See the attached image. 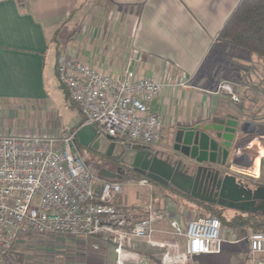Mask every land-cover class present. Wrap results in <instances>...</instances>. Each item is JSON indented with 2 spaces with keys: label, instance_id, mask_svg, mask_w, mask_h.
<instances>
[{
  "label": "crops",
  "instance_id": "1",
  "mask_svg": "<svg viewBox=\"0 0 264 264\" xmlns=\"http://www.w3.org/2000/svg\"><path fill=\"white\" fill-rule=\"evenodd\" d=\"M240 1H0V129L13 134L12 122L5 119L47 97L49 87L58 81L57 57L68 54L100 73L118 77L132 70L136 75L163 84L159 95L150 102V109L163 120L159 143L149 146L159 156L176 145L178 128L203 127L228 114L236 116L248 131L241 135L252 141L232 152L237 164L231 168L241 171L243 178L252 184L264 187L263 128L253 125H264V101L259 107L247 99L238 108H223L221 98L215 100L216 92L202 81V77L209 78L215 70L225 75L221 67L228 45L218 40L217 35ZM218 64L220 67L215 68ZM225 78L221 76L220 80L224 82ZM231 88L237 97L241 90ZM147 183L148 201L141 203L136 197L131 202L122 195L118 206L138 217L149 202L154 208L164 210L167 217L158 225L159 231L155 233L158 239L169 238L166 233L169 218L185 226L190 219L201 217L206 205L218 209L227 220L241 215L262 223L255 228L247 223L222 226L221 251L193 255L187 264H252L246 236L252 230H264L263 207L256 212L237 211L183 192L184 195H172L166 189L170 185ZM143 245L138 243L134 252L144 253ZM255 258L264 260V253L256 254ZM114 259L111 246L102 243L99 250L86 253L79 264H114Z\"/></svg>",
  "mask_w": 264,
  "mask_h": 264
},
{
  "label": "built area",
  "instance_id": "2",
  "mask_svg": "<svg viewBox=\"0 0 264 264\" xmlns=\"http://www.w3.org/2000/svg\"><path fill=\"white\" fill-rule=\"evenodd\" d=\"M55 70L83 124L92 125L96 136L128 147L159 141L163 120L150 102L162 83L132 70L118 77L100 73L68 54L57 57ZM221 89L237 100L229 84ZM75 133L18 135L0 129V261L32 233L97 237L111 246L114 264H152L149 255L134 252L138 243L159 250V264H185L193 255L221 251L222 225L213 215L190 219L185 226L169 218V239L156 238L167 213L149 202L145 214L135 218L118 206L122 183L89 171ZM246 239L252 264H264L255 258L264 253V230H252ZM91 248L97 251L100 245L94 242Z\"/></svg>",
  "mask_w": 264,
  "mask_h": 264
},
{
  "label": "rangeland",
  "instance_id": "3",
  "mask_svg": "<svg viewBox=\"0 0 264 264\" xmlns=\"http://www.w3.org/2000/svg\"><path fill=\"white\" fill-rule=\"evenodd\" d=\"M226 45L228 48L224 49V64L221 67L225 75H219L215 70L209 78H205L203 75L202 81L207 82L208 87L216 92L215 100L221 98L223 108L228 106L238 108L247 99L249 102L255 103V107H259L264 101V61L245 50ZM219 67L220 64L215 66V68ZM221 76H226L224 82L220 80ZM222 84H230L237 87L239 91L241 90L237 96L240 98L238 102L232 99L230 92L221 89ZM49 89L47 97L38 104H31L30 108L18 110L16 116L11 119H5L6 122H12L13 134H61L81 122L83 118L77 105L69 98L61 83L56 81L55 85ZM245 90H248L246 95L244 94ZM99 155L102 154L91 149L81 150L82 160L91 173L99 175L100 169L111 168L121 177L123 197L126 196L131 202L136 197L141 203L148 201L145 197L148 196L146 189L150 185L142 180L141 176L144 177L143 175L116 169L110 161ZM140 190H142L141 193H139ZM91 242L88 239L32 233L19 241L1 259L0 264H79L86 253L92 251ZM141 250L151 257L152 264H159V250L150 249L146 245H143Z\"/></svg>",
  "mask_w": 264,
  "mask_h": 264
},
{
  "label": "water",
  "instance_id": "4",
  "mask_svg": "<svg viewBox=\"0 0 264 264\" xmlns=\"http://www.w3.org/2000/svg\"><path fill=\"white\" fill-rule=\"evenodd\" d=\"M214 124H218V128L210 125L211 128L200 130L194 126L176 131L174 149L183 159L169 154L165 160L157 158L149 146L140 143L128 147L110 142L96 136V129L92 125L80 126L75 133V142L83 148L139 168L147 178L169 184L200 201L245 212L264 208V187L252 184L243 178L241 171L231 168L237 164L232 152L252 141L241 135L248 133L246 126L230 114L224 119L215 120ZM253 125L257 129L262 127L261 135H264V125ZM206 129H219L222 132L211 136ZM100 175L105 179L121 178L118 173L106 169L100 170ZM257 201L260 202L258 205Z\"/></svg>",
  "mask_w": 264,
  "mask_h": 264
},
{
  "label": "trees",
  "instance_id": "5",
  "mask_svg": "<svg viewBox=\"0 0 264 264\" xmlns=\"http://www.w3.org/2000/svg\"><path fill=\"white\" fill-rule=\"evenodd\" d=\"M217 39L229 44L232 47L243 49L249 54L255 55L258 59L264 61V0H241L229 15L221 30L218 32ZM82 125L83 119L71 130L76 131ZM77 146L80 152L82 149L89 150V148H83L79 145ZM99 156L103 157L102 155ZM98 177H100V174ZM141 178L146 182H152L145 177L141 176ZM98 188L99 185H96L95 192L98 191ZM166 189L172 195H184L182 192L171 186L166 187ZM205 207V213H202L201 216H216L220 220L222 226H240L247 223L251 227L255 228L258 225H262V223L258 224L257 221L251 220L252 217L250 216L243 217L241 215H236L230 220H227L218 209H215L210 205H206ZM143 212L144 215L145 211ZM134 217L138 218V216ZM89 240L92 241L91 244L97 242L100 247L102 245V241H100L97 237L88 238V241Z\"/></svg>",
  "mask_w": 264,
  "mask_h": 264
},
{
  "label": "flooded vegetation",
  "instance_id": "6",
  "mask_svg": "<svg viewBox=\"0 0 264 264\" xmlns=\"http://www.w3.org/2000/svg\"><path fill=\"white\" fill-rule=\"evenodd\" d=\"M218 119H221V118H218ZM215 120H217V119H215ZM214 120V121H215ZM214 121L212 122V123H209L208 125H205V126H203V127H198V126H195V127H198L200 130H202L203 128H207V127H209V128H211V126L210 125H216V127L217 126H219L218 124H214ZM191 127H194V126H191ZM188 128V127H187ZM218 128V127H217ZM179 129V128H178ZM177 129V130H178ZM219 129H220V127H219ZM219 129H216L215 131H209V130H207V132L211 135V136H214V135H216L217 133H221L222 131H218ZM176 130V131H177ZM147 146H150V145H147ZM174 146H176V145H173V146H171L170 148H168V149H166L165 150V155H161V156H159V154L157 153V152H154V151H152V153H153V156H156L157 158H162V159H166V156L169 154L170 156H173L174 158H184L183 156H181L180 155V153L179 152H177L175 149H174ZM103 157L104 158H106L105 160H108V161H110L111 162V164H113L115 167H116V169H120V170H127V171H131V172H133V173H137V174H139V175H143L146 179H149V178H147L146 177V175H144L140 170H139V168H134L132 165H128V164H124V163H122L120 160H116V159H112V158H110V157H106V156H104L103 155ZM104 169H106V168H104ZM100 170H102V169H100ZM106 170H108V171H111V172H115L114 170H112L111 168H108L107 167V169ZM116 173V172H115ZM149 180H151L152 182H155V181H153L152 179H149ZM169 185V184H168ZM167 185V186H168ZM192 198V197H191Z\"/></svg>",
  "mask_w": 264,
  "mask_h": 264
}]
</instances>
